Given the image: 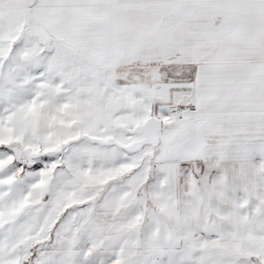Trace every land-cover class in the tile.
<instances>
[{
	"label": "snow or ice",
	"instance_id": "obj_1",
	"mask_svg": "<svg viewBox=\"0 0 264 264\" xmlns=\"http://www.w3.org/2000/svg\"><path fill=\"white\" fill-rule=\"evenodd\" d=\"M0 264H264V0H0Z\"/></svg>",
	"mask_w": 264,
	"mask_h": 264
}]
</instances>
